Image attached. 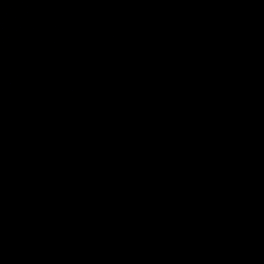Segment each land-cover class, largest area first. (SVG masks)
<instances>
[{
	"label": "water",
	"instance_id": "95a60500",
	"mask_svg": "<svg viewBox=\"0 0 264 264\" xmlns=\"http://www.w3.org/2000/svg\"><path fill=\"white\" fill-rule=\"evenodd\" d=\"M0 264H264V0H0Z\"/></svg>",
	"mask_w": 264,
	"mask_h": 264
}]
</instances>
